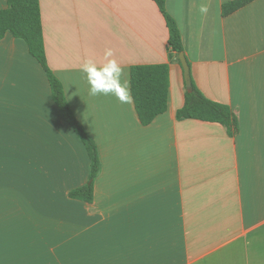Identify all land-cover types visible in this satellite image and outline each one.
<instances>
[{
    "label": "crops",
    "instance_id": "1",
    "mask_svg": "<svg viewBox=\"0 0 264 264\" xmlns=\"http://www.w3.org/2000/svg\"><path fill=\"white\" fill-rule=\"evenodd\" d=\"M168 0L191 78L238 118L176 119L187 90L154 0H40L48 65L95 140L92 204L86 147L64 120L27 44L0 41V264H264V0ZM207 7L206 13L199 11ZM8 0H0V10ZM167 65L168 110L149 126L134 101L88 95L80 66Z\"/></svg>",
    "mask_w": 264,
    "mask_h": 264
},
{
    "label": "trees",
    "instance_id": "2",
    "mask_svg": "<svg viewBox=\"0 0 264 264\" xmlns=\"http://www.w3.org/2000/svg\"><path fill=\"white\" fill-rule=\"evenodd\" d=\"M168 0H154L164 15L169 29V44L178 55L184 53L182 35L176 21L167 12ZM256 0H234L223 5L222 14L227 17ZM10 33L23 40L30 54L46 72L54 102L64 120L72 127L82 141L90 159L89 182L84 187L70 193L73 199L88 204L94 201L95 182L99 177L102 164L98 146L72 111L65 95L62 82L50 69L46 57L40 0H8V8L0 10V41ZM192 91L185 93L183 108L177 111L176 119L199 120L224 126L230 136L238 132V118L228 105L206 98L196 87L193 79ZM170 88V70L167 65L136 66L131 70V93L143 126L151 125L154 120L167 112Z\"/></svg>",
    "mask_w": 264,
    "mask_h": 264
},
{
    "label": "clouds",
    "instance_id": "3",
    "mask_svg": "<svg viewBox=\"0 0 264 264\" xmlns=\"http://www.w3.org/2000/svg\"><path fill=\"white\" fill-rule=\"evenodd\" d=\"M207 7L200 6L201 13L207 12ZM114 53L107 48L104 52V62L97 65L93 60H86L80 66V71L88 85V95L91 97L111 96L121 104L132 102L129 82L125 70L112 59Z\"/></svg>",
    "mask_w": 264,
    "mask_h": 264
},
{
    "label": "water",
    "instance_id": "4",
    "mask_svg": "<svg viewBox=\"0 0 264 264\" xmlns=\"http://www.w3.org/2000/svg\"><path fill=\"white\" fill-rule=\"evenodd\" d=\"M179 58H180V61H181L182 67H183V71H184V77H185L187 91L191 92L192 91V80H191V69H190L188 59L184 53H181L179 55Z\"/></svg>",
    "mask_w": 264,
    "mask_h": 264
}]
</instances>
